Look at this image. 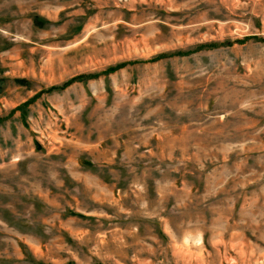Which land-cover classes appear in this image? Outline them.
<instances>
[{
  "label": "rangeland",
  "instance_id": "374dc122",
  "mask_svg": "<svg viewBox=\"0 0 264 264\" xmlns=\"http://www.w3.org/2000/svg\"><path fill=\"white\" fill-rule=\"evenodd\" d=\"M0 264H264V0H0Z\"/></svg>",
  "mask_w": 264,
  "mask_h": 264
}]
</instances>
